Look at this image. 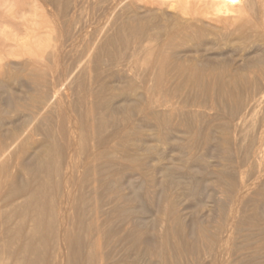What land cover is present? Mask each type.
Instances as JSON below:
<instances>
[{"label": "rangeland", "instance_id": "374dc122", "mask_svg": "<svg viewBox=\"0 0 264 264\" xmlns=\"http://www.w3.org/2000/svg\"><path fill=\"white\" fill-rule=\"evenodd\" d=\"M96 9L0 0V41L44 20L49 56L0 63V264H264L263 35L198 23L163 66H118L129 50L95 49ZM173 14L137 36L160 44Z\"/></svg>", "mask_w": 264, "mask_h": 264}, {"label": "bare ground", "instance_id": "6f19581e", "mask_svg": "<svg viewBox=\"0 0 264 264\" xmlns=\"http://www.w3.org/2000/svg\"><path fill=\"white\" fill-rule=\"evenodd\" d=\"M263 1L264 0H95L96 7H97L96 14H95L96 15V17H95V19H96L95 31H94V35L93 34H91V35L94 37L95 49H97L99 47H105L109 51H111L112 53L117 54V52H118V50H120V48H123V49H125L124 47L128 48L127 50H129V51L127 52V56L125 58L122 57L123 60L117 59L118 66L120 64H122L125 67L126 66L127 67L135 66L136 67L138 65L148 64V65H151L154 67L155 66L158 67V66L164 65V62L166 61L165 57L168 54L167 52L170 49H172V47L175 46L174 43H175V41H177L178 38H182V36H184L185 33L188 32L189 30H191L192 28H195L196 30H200L202 28V26H201L202 24H206V25H208V26H210V27L222 32V33H226V34L235 33V32L241 31L243 29L244 30L250 29V31H251V29L256 27L259 29L260 33L264 37V6H263ZM32 2L35 4V1H32ZM125 3H132L133 5H138L136 8H134L132 10L131 15L122 14L121 7ZM255 7H256V10H255ZM164 8L171 10V12L173 11L174 12L173 15L178 16L179 19L182 20V22H181L182 26L180 27V30L178 32H171L170 34H168L166 36V38L163 41L160 42V44H156V45H153L154 39L150 35L146 36L144 34L145 37H143V38H140L139 36H137L138 35L137 31L139 30L138 26L140 24L137 25L138 29L136 28V24H138L142 15L144 13L153 11V9L163 11ZM20 11H21V9H20ZM80 11L82 12V10H80ZM81 12H80V14H81ZM89 12L91 13V11H89ZM129 12H130V10H129ZM161 15H163V14H161ZM33 17H36V14H33ZM164 17H166V16H164ZM168 17H169V15H168ZM168 17H166V18H168ZM170 18H171V16H170ZM158 19H157V21H158ZM75 21H76V19H75ZM147 23H148V20H147ZM198 23H200L201 25H199ZM165 25H166V23H165ZM92 26H93V24H92ZM141 27H140V29H142ZM161 27H162V24H161ZM23 29H24L23 34H13L9 38H5L4 40L0 41V63L4 60L9 64L10 63H16L22 67L29 68V69L40 68V67L44 66L49 60V56H48V35H47V31H46L47 30L46 22L44 20H37V19L33 18V19L27 21V23L23 25ZM169 29H171V28H169ZM165 30H166V28H165ZM216 30H215V32H216ZM80 31H82V30H80ZM202 31L203 30H201V32ZM158 32H155V33H158ZM253 32H254V30H253ZM78 33H80V32H78ZM193 34H196V32ZM253 35L255 36V34H253ZM215 37H214V39H215ZM247 37H249V36H247ZM205 39H206V37H205ZM90 40L93 41V38ZM181 40L183 41V38ZM217 42H218V39H217ZM91 43H93V42H91ZM257 52H258V50H257ZM205 53L210 54V52H204L203 54H205ZM252 53H253L252 51L246 52V56L242 59L243 66L249 65L248 57ZM195 58H197V57H195ZM11 61H14V62H11ZM167 65H168V63H167ZM132 68H134V67H132ZM160 68H162V67H160ZM180 69H181V67H180ZM178 70H179V68H178ZM246 72H247V70H246ZM257 73H255V74H257ZM225 79H226V77H225ZM45 105H48V104H45ZM41 109H43V108H41ZM63 177H64L63 178V184L65 187H68L70 185L71 174H69V172L68 173L66 172ZM63 196H64L63 200L65 201L66 195L64 194ZM59 219H60V222L62 224V227L60 228V235L62 236L61 240L64 241L65 239L67 240L66 237L68 235L67 226L65 224L66 214L61 213V216ZM97 236H99V235H97ZM97 241H99V240H97ZM97 241H95V242H97ZM96 244H98V243H96ZM96 244H94V245H96ZM90 245H92V244H90ZM94 245H92L91 247H93ZM27 249H28L27 246H23L22 249L20 250L18 256L21 255V257L25 260V257H23V256H25L28 253ZM7 257H9L10 259H13V260L16 259V258H14L13 253L12 254L10 253ZM15 257H17V256H15ZM0 259L3 260V258H0ZM20 262H21V260H19L17 264H20ZM14 264H15V262H14Z\"/></svg>", "mask_w": 264, "mask_h": 264}]
</instances>
